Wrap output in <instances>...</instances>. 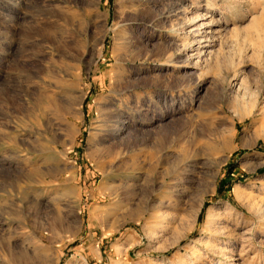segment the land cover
<instances>
[{"label": "rangeland", "instance_id": "rangeland-1", "mask_svg": "<svg viewBox=\"0 0 264 264\" xmlns=\"http://www.w3.org/2000/svg\"><path fill=\"white\" fill-rule=\"evenodd\" d=\"M67 2L0 0V264H264V0Z\"/></svg>", "mask_w": 264, "mask_h": 264}, {"label": "bare ground", "instance_id": "bare-ground-1", "mask_svg": "<svg viewBox=\"0 0 264 264\" xmlns=\"http://www.w3.org/2000/svg\"><path fill=\"white\" fill-rule=\"evenodd\" d=\"M65 1V0H64ZM68 0H66V3H68L67 2ZM150 1V0H149ZM134 2V1H133ZM153 2V1H152ZM149 3V2H148ZM64 4H65V2H64ZM63 4V5H64ZM146 4V3H145ZM73 5V4H72ZM144 9L142 8V11H143ZM148 10H150V9H148ZM177 10V12H175V14L173 15V16H176V15H179V14H181L182 13V11L183 10H181V11H179V8H177L176 9ZM57 11V10H56ZM59 11V10H58ZM153 11V10H152ZM61 12V11H60ZM144 13H145V10H144ZM147 14H150V12L149 11H147L146 12ZM145 13V14H146ZM155 13V12H154ZM183 13H185V11H183ZM148 16V15H147ZM144 17V16H143ZM146 17V16H145ZM149 17V16H148ZM153 17V16H152ZM155 17H156V15H155ZM154 18V17H153ZM150 20V19H149ZM155 20V19H154ZM152 21V20H151ZM189 22H192V20H189ZM153 23V22H152ZM201 31V30H200ZM107 34V33H106ZM185 35H186V33H184ZM104 35V34H103ZM103 39V38H102ZM64 44V43H63ZM131 44V43H130ZM136 44V43H135ZM191 44V43H190ZM200 44V43H199ZM60 45H62V44H60ZM77 45V44H76ZM126 45V44H125ZM132 45V44H131ZM59 43H58V41L57 40H55V39H53L52 40V42L49 44V46H48V49L51 51H58V49H59ZM62 47V46H61ZM182 47V49L184 50V52L186 51V52H194L195 54V56H197V58H202L201 57V55H202V53H204V52H201V51H199V50H197V49H195V50H192V47L187 43V42H185V41H183V45L181 46ZM128 48H129V46H128ZM163 48V47H162ZM167 48V47H166ZM169 48V47H168ZM81 49V48H80ZM131 49V48H130ZM204 49H205V47H204ZM62 50H64V49H62ZM165 50V49H164ZM164 50L162 51V52H164ZM129 51V50H128ZM141 51V50H140ZM155 51H156V49H155ZM168 51V50H167ZM145 52H146V50H145ZM174 52H176V51H174ZM62 53H63V51H62ZM166 53V52H165ZM59 54V53H58ZM128 54V53H127ZM162 54V53H161ZM206 54H208V50H206ZM60 55V54H59ZM151 55V54H150ZM157 55H159V54H157ZM164 55V54H163ZM166 55H169V54H166ZM173 55V54H172ZM186 55H187V53H186ZM193 54L192 55H190V58H191V56L193 57L194 56ZM210 55V54H209ZM66 56V55H65ZM136 56H137V54H136ZM139 56H141V55H139ZM142 56H143V54H142ZM160 56V55H159ZM158 56V57H159ZM171 56V55H170ZM169 56V57H170ZM124 57V56H123ZM134 57V56H133ZM145 57V56H144ZM143 57V58H144ZM168 56L166 57V58H169ZM77 58V57H76ZM130 59H131V57H129ZM134 58H136V57H134ZM139 58V57H138ZM148 58V57H147ZM162 58V57H161ZM161 58L159 59V60H161ZM187 58V57H186ZM71 59V58H70ZM114 59H115V61H116V67H117V69L119 68L120 69V63L119 62H121V60L122 59H119V58H117V57H114ZM125 59V58H124ZM123 59V60H124ZM128 60V59H125L127 62H130L131 63V60ZM137 59V58H136ZM146 59V58H145ZM144 59V60H145ZM165 59V58H164ZM122 60V61H123ZM143 60V61H144ZM188 60V59H187ZM190 60V59H189ZM81 61V60H80ZM134 61V60H133ZM146 61V60H145ZM40 62V61H39ZM185 62H186V60H185ZM233 62V61H232ZM53 63V62H52ZM126 63V62H125ZM63 64V63H62ZM120 64V65H119ZM57 65H59V64H57ZM64 66V65H63ZM233 66V65H232ZM53 67V66H52ZM51 69V68H50ZM53 69V68H52ZM48 70V69H47ZM36 72H38V71H36ZM41 72V71H40ZM60 73V72H59ZM50 74H51V72H50ZM40 75H41V73H40ZM52 75V74H51ZM55 75V74H54ZM118 77H121L120 75L118 76ZM40 78V77H39ZM49 78V77H48ZM162 80V79H161ZM36 81V80H35ZM43 81V80H42ZM124 81V80H123ZM163 81V80H162ZM161 81V82H162ZM127 82V81H126ZM157 82V81H156ZM43 83V82H42ZM45 83V82H44ZM58 84H59V81H58V83H57V86H58ZM62 84V83H61ZM61 84H60V86H61ZM118 84V83H117ZM159 84V83H158ZM44 86V85H43ZM59 86V87H60ZM75 86V85H74ZM72 84H67L66 82H64V84H62V86L61 87H63V88H65V89H67V92H69V94H70V97L71 96H73V90L75 89V87H74ZM120 86V85H119ZM47 88H48V86H46ZM116 87V86H115ZM134 87V86H133ZM243 87V86H242ZM116 89V88H115ZM248 93H249V91H248ZM248 93H247V91H245V93L243 94V95H240L241 96V100H245V99H248ZM77 95V94H76ZM250 96V95H249ZM79 97H77V96H73V102H71V105L73 104L74 106L75 105H77L78 106V104H77V101L80 99H78ZM239 98V97H238ZM256 99H255V102H256V100H257V97H255ZM40 99H41V97H40ZM47 99V98H46ZM71 99V100H72ZM39 100V99H38ZM83 100V99H82ZM240 101V100H239ZM253 101H254V99H253ZM41 102V101H40ZM39 102V103H40ZM51 102H52V100H51ZM248 102V101H247ZM42 103V102H41ZM241 103V102H240ZM249 103V102H248ZM251 103V102H250ZM249 103V106L250 105H252V104H250ZM247 104V103H246ZM245 104V105H246ZM244 105V106H245ZM242 106H243V104H242ZM254 107V106H253ZM79 108H80V106H79ZM248 108V107H247ZM250 108H251V106H250ZM66 109H67V107H66ZM75 110L76 109H73V108H70V110H69V106H68V109H67V112L69 113V111L71 112V114H76L75 113ZM252 110V109H251ZM115 113V112H114ZM70 114V113H69ZM68 114V115H69ZM235 114H236V112H235ZM110 116H112L111 117V119L113 120V121H115L114 122V124L115 123H117V122H119V121H121V120H123V119H125L126 117L124 116V115H122L121 113H115V114H113V115H110ZM238 116H241L242 117V115H238ZM240 117V118H241ZM243 117H244V115H243ZM240 118H238V119H240ZM243 119V118H242ZM116 126V125H115ZM158 134H160V132H157ZM156 133V134H157ZM193 138V137H192ZM190 140H191V138H190ZM192 141V140H191ZM190 142V141H189ZM193 143H195V141H193ZM194 145V144H193ZM169 147H171L170 146V141H169V139L167 138V137H162L161 139H158V141H157V143L152 147L153 149H151V151H149V154L146 156V154H144L146 157H144V158H146L147 159V161L150 163V165H149V168H148V172L147 171H145L146 172V175H145V177L144 178H141L142 180H143V182H144V184L145 185H149V183H151L150 182V179H152L153 177H154V175H155V173H154V167L156 166V165H161L162 164V160H161V156L159 155L161 152L160 151H163V150H165V149H168ZM207 147L208 146H206V149H207ZM186 148V147H185ZM192 148H194V147H192V143L190 142V144L188 145V147L186 148V149H184V155L185 156H188L189 154H190V152H191V150H192ZM209 149V148H208ZM211 150V149H210ZM193 151H194V149H193ZM118 152V151H117ZM144 152V151H143ZM163 153V152H162ZM194 153V152H193ZM192 153V154H193ZM138 154V153H137ZM183 154V153H182ZM121 155V154H120ZM141 155V154H140ZM191 155V154H190ZM185 156H184V158H185ZM193 157H194V155H193ZM192 157V158H193ZM133 159V160H132ZM182 159V158H181ZM144 160V159H143ZM131 161H133L132 163H131V165H130V168H131V171H133L134 173H135V171H137V172H139V171H143L145 168L142 166V164L141 163H139V159H138V155L136 156V155H134L133 154V156L131 157ZM145 163H146V161H145ZM144 164V163H143ZM146 165H148V164H146ZM164 166V165H163ZM194 166H196V167H198V165H194ZM146 170V169H145ZM71 172V171H70ZM126 172V171H125ZM167 172V171H166ZM165 172V173H166ZM169 173V172H168ZM190 173H195V171L194 170H191L190 171ZM108 174V173H107ZM139 174V173H138ZM138 174H137V176H138ZM132 175V176H131ZM130 176H129V178H131V181H133L134 182V180H137V178H135V176H133L134 174L132 173ZM159 175H160V173H159ZM163 175H165V174H163ZM29 176V175H28ZM166 176V175H165ZM155 178V177H154ZM163 178H165V177H163ZM140 179V180H141ZM156 179V178H155ZM154 181V180H153ZM141 182V181H140ZM139 186H141V185H139V183L137 184L136 183V185H135V182H134V184H133V186H132V188L130 187V188H126V187H124L123 188V193H122V196H123V199L125 200V201H127V202H129V203H131V202H133L134 200H135V198L139 195V194H142V199L140 200L141 202H144L143 200H144V196H146L149 192H151L152 190H153V188H152V185H149L148 187H149V190L147 191V189H145V188H143L142 190H141V192H137L135 189L136 188H138ZM142 187H143V185H142ZM141 187V188H142ZM113 190V192H114V190L115 189H112ZM120 192V190L119 191H116L115 192V194H116V196L118 195V193ZM120 194H121V192H120ZM150 194V193H149ZM236 195L239 197V193L237 192L236 193ZM115 196V195H114ZM151 196V195H150ZM147 197V196H146ZM145 197V198H146ZM138 198V197H137ZM117 199V198H116ZM140 199V198H139ZM122 199H120L119 201H121ZM146 200V199H145ZM147 201H149V200H147ZM117 202V201H116ZM139 202V201H138ZM139 204V203H138ZM213 211V210H212ZM208 212H211V211H209L208 210ZM215 214H216V212H214ZM208 214H210V213H208ZM213 216H214V214L213 213H211L210 215H209V220H212L211 218H213ZM215 217H216V215H215ZM118 248V247H117ZM120 249V248H119ZM15 262L17 263V264H20V263H22V262H25V261H27L28 262V264H32V260H31V257L30 256H28L27 254H21V255H19L18 257H16L15 259Z\"/></svg>", "mask_w": 264, "mask_h": 264}]
</instances>
